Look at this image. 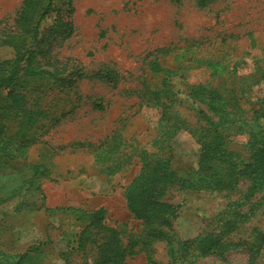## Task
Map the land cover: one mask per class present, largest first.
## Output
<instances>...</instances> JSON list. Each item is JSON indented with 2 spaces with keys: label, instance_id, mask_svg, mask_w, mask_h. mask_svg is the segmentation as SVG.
I'll use <instances>...</instances> for the list:
<instances>
[{
  "label": "rangeland",
  "instance_id": "1",
  "mask_svg": "<svg viewBox=\"0 0 264 264\" xmlns=\"http://www.w3.org/2000/svg\"><path fill=\"white\" fill-rule=\"evenodd\" d=\"M20 2L0 0V23L12 20ZM73 5V32L51 40L46 54L36 57L38 63L66 72L75 65L89 73L111 69L117 78L114 83L93 77L80 80L73 105L60 100L49 116L32 123L0 114V264L93 263L100 235L94 244H80V225L74 218L45 213L46 207L56 206L103 207L105 223L124 245L138 241L125 258L127 264H166V240L149 239L123 197L139 171V152L157 150L161 109L154 99L147 105L143 98L148 95L144 87L158 85L160 78L152 76L148 65L156 60L174 69L171 85L179 100L174 110L188 128L177 130L169 140L171 148L165 146L159 155L179 173L195 169L200 145L189 129L198 130L197 108L183 87L209 80L210 70L193 60L203 58L210 67H222L223 75L234 67L248 72L254 62L264 66V0H209L202 7L194 0H73ZM53 16L40 23L42 34ZM11 54L0 44L1 58ZM94 100L102 102V109L93 107ZM255 101L242 105L248 117L255 109L264 111V104ZM61 108L70 110L60 116ZM260 122L264 125V117ZM245 140L243 135L232 136L226 148L244 158ZM245 181L240 179L231 194L170 186L164 199L178 204L179 212L166 230L169 236L191 239L212 230L213 217L244 193ZM16 183L14 193L6 188ZM254 227L264 231V203L240 225L234 239H247ZM225 255L227 264H244L247 258L241 246ZM218 262L213 256L200 260ZM255 264H264V245Z\"/></svg>",
  "mask_w": 264,
  "mask_h": 264
},
{
  "label": "trees",
  "instance_id": "2",
  "mask_svg": "<svg viewBox=\"0 0 264 264\" xmlns=\"http://www.w3.org/2000/svg\"><path fill=\"white\" fill-rule=\"evenodd\" d=\"M194 1L202 7L209 0ZM74 10L73 0H21L12 20L0 23V44L12 51L10 57H0V114H6L8 120L19 122L20 118L22 123H32L41 115L49 116L60 100L73 105L71 98H75L77 83L82 79L93 77L115 82L117 74L111 69H97L89 73L75 65L66 72V68L54 64L38 63L36 57L46 54L51 40L71 35ZM51 14L54 15L52 24L46 34H42L40 23ZM193 61L195 65L210 70L209 80L185 83L183 87V94L197 108L198 130L189 129L200 145L196 168L179 173L169 159L159 155L165 146L171 148L169 140L177 130L188 128L174 110V105L179 103L171 85L174 69L153 60L148 69L153 77L159 76L160 83L144 87V95H148L143 99L147 105L154 99L155 105L161 109L155 142L157 150L139 152V171L123 193L125 207L141 222L149 239L166 240V264H200V260L208 256H213L218 264H227L225 253L239 246L246 250L244 264H255L264 245V231L254 227L247 239H234V233L264 203V125L260 122L264 111L255 109L248 117L242 108L251 98L264 104V66L254 62L248 72L234 67L230 72L226 69L223 75L224 68L210 67L211 64L203 58ZM93 107L102 109L103 104L94 100ZM69 110L61 108L60 116ZM27 125L25 123L23 128ZM3 127L4 123H0V133ZM236 135H243L246 139L247 155L244 158L226 148L227 139ZM1 170L4 173V166ZM240 179H246L244 193L227 202L224 210L213 217L215 226L212 230L201 232L191 239L169 236L166 230L173 226L179 212L178 204L164 199L170 186L179 185L197 191H228L231 194L238 188ZM21 184L19 182L18 186ZM16 186L17 183L6 188L11 190ZM256 194L259 197L253 201ZM44 211L49 215L74 218L80 225V244L87 241L94 244L95 236L100 235L97 256L91 264H127L125 258L133 253L138 243L135 240L125 245L121 242L118 232L105 223L106 210L103 207L83 210L56 206L46 207Z\"/></svg>",
  "mask_w": 264,
  "mask_h": 264
}]
</instances>
